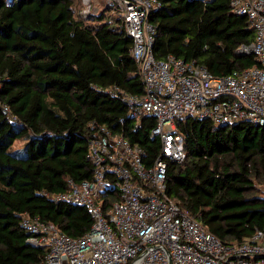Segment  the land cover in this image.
Masks as SVG:
<instances>
[{"label": "trees", "instance_id": "1", "mask_svg": "<svg viewBox=\"0 0 264 264\" xmlns=\"http://www.w3.org/2000/svg\"><path fill=\"white\" fill-rule=\"evenodd\" d=\"M159 1L149 17L157 59L196 61L215 77L259 66L253 55L237 52L255 31L230 0ZM81 2L0 0V264H38L47 254L27 242L24 214L72 238L91 230L86 207L42 195L68 191L69 179H92L91 124L141 147L146 165L161 152L160 139L151 136L155 120L136 126L122 100L145 95L133 40L120 20L110 22V9L86 17ZM176 129L186 159L169 163V196L224 243L264 230V124L219 127L188 118ZM19 138L23 146L12 150ZM114 196L107 194V205Z\"/></svg>", "mask_w": 264, "mask_h": 264}, {"label": "built area", "instance_id": "2", "mask_svg": "<svg viewBox=\"0 0 264 264\" xmlns=\"http://www.w3.org/2000/svg\"><path fill=\"white\" fill-rule=\"evenodd\" d=\"M107 4L110 22L120 20L133 40L131 56L145 87L143 97L122 98L128 118L136 126L143 118L155 120L151 136L160 139L161 152L146 165L141 147L91 124L92 179L80 184L69 179L68 191L42 193L51 201L86 207L91 230L72 238L52 223L22 215L27 242L47 250L38 264H264V230L239 243H224L169 196L166 182L169 163L186 159L178 121L209 119L219 127L264 124V0H230L233 13L246 17L255 31V40L237 52L253 55L259 66L225 77H215L196 61L155 57L156 28L149 17L160 9L159 0ZM110 192L116 200L107 205Z\"/></svg>", "mask_w": 264, "mask_h": 264}, {"label": "rangeland", "instance_id": "3", "mask_svg": "<svg viewBox=\"0 0 264 264\" xmlns=\"http://www.w3.org/2000/svg\"><path fill=\"white\" fill-rule=\"evenodd\" d=\"M84 0H82L83 2ZM89 1L84 10L82 11V15L88 17L89 15H98L102 11H105L106 9H109V5L107 4L108 0H87ZM81 2V3H82ZM106 10V11H107ZM23 146V139L19 138L15 141V143L12 146V150H17ZM262 192L264 194V187L262 188Z\"/></svg>", "mask_w": 264, "mask_h": 264}, {"label": "crops", "instance_id": "4", "mask_svg": "<svg viewBox=\"0 0 264 264\" xmlns=\"http://www.w3.org/2000/svg\"><path fill=\"white\" fill-rule=\"evenodd\" d=\"M88 2H89V1H87V0H84V1H83V4L85 5V7H86V5L88 4Z\"/></svg>", "mask_w": 264, "mask_h": 264}]
</instances>
